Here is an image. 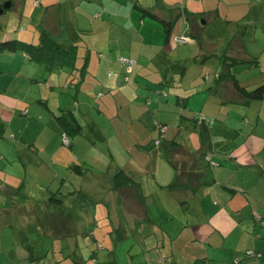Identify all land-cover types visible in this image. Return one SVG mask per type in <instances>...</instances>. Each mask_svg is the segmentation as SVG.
<instances>
[{
    "label": "crops",
    "instance_id": "crops-1",
    "mask_svg": "<svg viewBox=\"0 0 264 264\" xmlns=\"http://www.w3.org/2000/svg\"><path fill=\"white\" fill-rule=\"evenodd\" d=\"M6 4L0 41L11 35L36 45L45 33L75 53L76 70L85 57L86 74L78 81L75 73L27 64V57L10 62V79L0 70V264H264L245 259L248 252L264 256V99L240 98L230 80L247 89L257 72L249 70L264 72V0H0ZM135 5L173 24L168 42L161 23ZM120 56L135 61L129 85ZM223 65L230 79L220 81ZM165 68L175 74L163 87ZM197 72L205 86L191 79L190 90L175 94L186 97V108L193 100L198 112L220 119L219 137L234 133L240 149L232 166H215V182L207 175L199 190L180 193L166 188L173 169L162 180L160 163L140 164L139 154L153 157L152 147L131 145L148 139L153 146L165 123L161 95H171L164 88ZM232 109L241 115L225 118ZM70 113L77 132L64 123ZM185 113L170 122L177 132L187 127ZM65 133L73 136L69 145ZM120 172L128 180L117 187Z\"/></svg>",
    "mask_w": 264,
    "mask_h": 264
},
{
    "label": "trees",
    "instance_id": "trees-1",
    "mask_svg": "<svg viewBox=\"0 0 264 264\" xmlns=\"http://www.w3.org/2000/svg\"><path fill=\"white\" fill-rule=\"evenodd\" d=\"M134 7L141 14L150 16L151 18L159 21L164 29L165 38H166L165 42H168L170 40L172 30H173L172 23L166 20L159 19L158 17L151 14L144 8H140L136 5ZM95 15H94L95 18L99 17V14H98V17H96ZM194 37L196 39H199V34L195 33ZM0 51L10 52V53L22 52L26 54V57L29 60L34 61L40 65H44V68L47 71L56 72V71L63 70L69 74L75 73L73 77L75 79L76 77L79 78L78 81H81L85 77V74H86V65H85L86 58L84 57L83 59L84 63H82V66L78 70H76L75 53L72 50H66L65 48L60 46L58 43H56L51 37H49L45 33H42L39 36V43L36 45L24 43L19 40L11 38L9 41L6 40L0 43ZM120 57H123V56H120ZM134 65H135V61H134ZM122 69H123V73H122L123 84L129 85L130 80H131L130 75L132 73L130 72L129 74H126L125 69L124 68ZM78 71L79 73H77ZM167 72H168V68H165L163 71V78L165 80H166L165 76ZM124 76L129 77L127 82L124 81ZM229 77H230L229 69L227 68V66L223 65V69H222L221 75L219 76V80L221 81L224 79H230ZM230 80H232V86H233L234 91L238 94L240 98L246 99V100H255V101H262L264 99V84L259 85L258 87L254 89L248 90L245 87H241L235 79H230ZM167 84H168V80H166L165 85L163 87H165ZM162 96L163 98H165L166 97L165 93H163ZM147 104H149V102H147ZM181 110L186 111L185 113L186 115L185 114L182 115L183 118L181 120L192 122L194 127L198 128L199 141H200L199 149L197 151H193L176 138H173V139L171 138V140H169L167 138L169 127L165 123H159L157 125L156 138L158 137V139L155 138L153 142L158 141L159 144L157 146L151 145V147L154 150L151 147H149V149L153 150V152L155 153L159 149L162 150L163 154L166 155L165 157L166 161L168 162V164L172 167L174 171V181L172 184L168 185L166 188L172 191L180 192V193L190 192L193 194L194 192L199 190L201 186L204 185L203 182L207 175H210L212 177L211 183L215 182L214 177L212 176L213 167L215 166L225 167L228 165L232 166L234 164L233 162L236 161L235 160L236 155H234V152L238 147L236 146L226 147V149H229V150L224 151L223 153H220L221 158H217V160H215L214 154H213L214 147L212 144H214L215 147H220L221 144H219L217 141H214V142L212 141L215 139L212 135L213 134L212 131L215 130V124L219 123L220 119L218 120L215 117H209L198 111H196V113L195 112L193 113L192 110L187 109V108H183ZM70 114H71V118L70 119L68 118L69 122H64L65 120L64 117H61V118L59 117V119L63 120V122L66 123L67 125L72 126L75 129V132H77L80 129V126L77 123L74 115L72 113ZM188 115L191 117H189ZM222 122L224 123V121ZM161 127H166L167 129L166 134L163 139L159 138ZM178 128H180V126H178ZM67 139L69 141L68 137ZM216 144L217 145L219 144V146H217ZM73 172L80 174L81 173L80 165L78 164L74 165ZM116 180H117L116 186L120 187L122 184H125V182L128 180V177L125 173L120 172L115 176V181ZM181 204L184 205L186 204V202H182ZM256 215L257 214L254 215V218H256ZM245 255H246V258H245L246 260L251 259V260H256V261H264V256L258 252L257 253L248 252Z\"/></svg>",
    "mask_w": 264,
    "mask_h": 264
},
{
    "label": "rangeland",
    "instance_id": "rangeland-1",
    "mask_svg": "<svg viewBox=\"0 0 264 264\" xmlns=\"http://www.w3.org/2000/svg\"><path fill=\"white\" fill-rule=\"evenodd\" d=\"M7 17H10V14H8ZM0 19H3V15H0ZM7 28H10V23L7 24ZM211 31H213V28H211L209 30V32H211ZM207 32H208V30L205 29L204 30V33H207ZM16 33H17L16 30H14L13 34L16 35ZM5 37H6L5 40H7V41H9L12 38L11 35H6ZM1 42H4V41H0V43ZM31 44H33V43H31ZM184 49H186V48H184ZM15 57H19L16 60V61H19V60L22 59V57H23V59H25L26 58V54H24L22 52H18L16 54H14V53H6V54L5 53H0V67H1L0 70L3 71V76L2 77L4 79H10V73H12L13 71H10L9 70V66H10V62H12V63L14 62L15 63V61H13V59ZM24 61H26L25 63L30 64V65L35 66V67H37V65H38V67H41V68L44 66V65H39L38 63H36L34 61H31V60L29 61L28 59H26ZM183 66L186 67V68H191L190 71L192 73V65L191 64L190 65L189 64H185ZM193 68H195V67H193ZM199 69H198V71L200 72ZM249 71H257V72L254 73L253 76H249V74L246 75V76H249V77H254L253 80H249L248 81L249 84H253V82H255L254 85H250L247 88L248 90L254 89V88L258 87L259 85L264 84V72H261V70H259V69H253V70H249ZM199 72H197V76H195V77H191V75H189V78H188L187 75H185V77L183 78V81H182V79L179 76H177L176 77V80H174V81L171 80L170 81V84L168 85L169 88H164L165 89L164 92L170 91V93H171L172 96L166 93L167 96L165 98H163L162 101H161V102H163V105H165V113H163L162 114V117H161V118H163L162 122L168 123L169 126H170V122L173 121L176 117L179 118V116H180L181 109L184 107V105H183L184 104V100H182L183 99L182 96H180L178 94H175V92H177V90H185V89L186 90H190L191 88L189 87L190 85L188 83H189V80H191V79L192 80L193 79H197V81H199V83L201 84V86H203V85L205 86V83L203 82V78L202 77L199 78L200 77V73ZM173 74H175V72L171 68H169L168 72L166 73V76H167V79L166 80H169V78H171ZM180 76H182V74ZM201 76H203V75H201ZM2 82H4V81H2ZM201 91L202 90L197 91L196 93L197 94H200ZM177 96L179 97V99L176 98ZM205 97H206V94L201 95V96H198V98L200 99V101L202 99L205 100ZM184 99H186V97ZM148 102H151L150 99H148ZM263 104H260V107ZM196 106L197 105H196V103H194L193 100H190L187 103V109L192 110L193 113L196 112L197 110H199V106H198V109H196ZM184 108H186V107H184ZM232 110H233V112L236 115L234 113L231 114V112H230L231 115H229V117H226L225 116V118L231 119V118H234L235 116L241 115V113H238L236 110H234V109H232ZM206 111L207 110H205L204 112H206ZM189 117H191V116H189ZM221 121H224V119H222ZM185 126H187V127L183 128V130H181L179 132L175 131V129L170 126V128H169V131H170L169 132V136L170 137H168V139L171 140V138L172 139L173 138H176L180 142H182L184 145H188L192 149H195L196 150L198 148V146H199L198 145V141H199L198 128L194 127V125L192 124V122H186L185 123ZM220 132H221V130L220 129L218 130V128H216L215 130L212 131V133H213L212 135L215 138L212 141L213 142L214 141H217L219 144H221L220 145L221 148L220 147H215L214 144H212L213 147H214L213 154H214L215 160H217V158H221V154L220 153H223L224 151H228L229 150V149H226V147H234L235 146V141H236V136L234 135V133L232 135L230 134V136H227L226 138L225 137H222L221 138V137H219ZM69 136H71L69 140H72L73 136L71 134H69ZM156 139H158V137ZM161 141H163V140H161ZM199 143H200V141H199ZM219 144L218 145L216 144V145L219 146ZM151 145L152 144L150 143V141L148 139H144V143H139L138 146H136V145H133L132 146L131 145V147H151ZM239 149H240V147H238L236 150H239ZM156 153L159 155L157 158H156ZM156 153L154 152L153 153V157H152L151 154L149 153V151H144L143 150L141 152V154H139L138 159H139L140 164L143 167L145 165H147L150 161L152 163L155 162V164H156L157 167H158V165L160 163V168L158 170V176L160 177V179L162 178V180H165V178L167 177V174L165 175V177H163V175L165 173V169H168V170H170L172 172V167L166 161V159H165L166 155L164 156L162 150L159 149V150H157ZM155 158H156V161H154ZM0 159H2V158L0 157ZM215 168H218V167H213V169H215ZM21 169L22 168L16 163L15 164V167H14V170L16 171L17 174H20ZM143 170L144 169L142 168V171ZM156 174H157V169H156ZM212 176L214 177V180H215V176L213 175V173H212ZM169 178H171V177H169ZM216 178L219 179V176H216ZM168 180H170V179H168ZM216 182L218 183L219 181H216ZM218 187H219V189L222 190V185L220 183H218ZM203 188L205 189V187H202V189ZM204 189L201 190V192L207 191V193L209 194L210 191H211V188H208L206 190H204ZM201 192H200L199 196H197V198L194 199V202L197 199H201V197H202L201 196ZM151 197H152V199L154 201H156L157 205H160L161 204V197L159 198V195L153 194ZM174 201H175V199H174ZM187 201L190 203L191 206L193 205V203L191 202V200H187ZM187 201H185L186 204H187ZM169 202H171V201H169ZM234 204H235V202H234ZM177 205H178V203H177ZM173 208L175 209L176 206L174 205ZM161 211H163L162 208H161ZM153 213L152 214H150V213L148 214V216L151 218V219L149 218L151 221H153V220L155 221V214H153ZM173 214L174 215L169 216V217H171L174 222H176L177 224H179L180 221L178 219V213L175 212V211H173ZM164 220L165 219H164V216L163 215H161L160 217L157 216L158 228L160 230H162L163 227L166 225V223H164ZM39 248L40 247H38V248L35 249V252L36 253H39L40 252V249ZM21 250H24V249H21ZM24 251L27 254H29V250L25 249ZM34 264H37V263H34Z\"/></svg>",
    "mask_w": 264,
    "mask_h": 264
},
{
    "label": "built area",
    "instance_id": "built-area-1",
    "mask_svg": "<svg viewBox=\"0 0 264 264\" xmlns=\"http://www.w3.org/2000/svg\"><path fill=\"white\" fill-rule=\"evenodd\" d=\"M95 16L98 17V14H96ZM118 60H119V63L121 65V67L125 68L126 74H129L131 72V70H132L133 65H134V61L131 60V59L123 58V57L118 58ZM128 78H129L128 76H124V81L127 82ZM24 113H26V111ZM166 130H167L166 127H161L160 128L159 138H161V139L164 138V136L166 134ZM62 143L64 145H68L69 144V141H68V139H67L65 134H63V136H62ZM158 144H159L158 141H154L153 142L154 146H157ZM256 218H258V215H256Z\"/></svg>",
    "mask_w": 264,
    "mask_h": 264
},
{
    "label": "water",
    "instance_id": "water-1",
    "mask_svg": "<svg viewBox=\"0 0 264 264\" xmlns=\"http://www.w3.org/2000/svg\"><path fill=\"white\" fill-rule=\"evenodd\" d=\"M7 7H9L8 4L3 5L2 7H0V14L3 12V9H5V8H7Z\"/></svg>",
    "mask_w": 264,
    "mask_h": 264
}]
</instances>
